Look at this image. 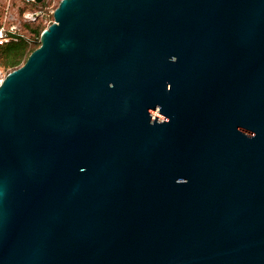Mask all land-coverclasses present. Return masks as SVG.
<instances>
[{
    "label": "water",
    "instance_id": "water-1",
    "mask_svg": "<svg viewBox=\"0 0 264 264\" xmlns=\"http://www.w3.org/2000/svg\"><path fill=\"white\" fill-rule=\"evenodd\" d=\"M52 18L0 81V264H264V0Z\"/></svg>",
    "mask_w": 264,
    "mask_h": 264
},
{
    "label": "rangeland",
    "instance_id": "rangeland-1",
    "mask_svg": "<svg viewBox=\"0 0 264 264\" xmlns=\"http://www.w3.org/2000/svg\"><path fill=\"white\" fill-rule=\"evenodd\" d=\"M60 0H47L40 8L36 5L23 6L19 0H0V24L5 17L4 23L9 27H16L20 35L28 40L29 45H33L32 49L38 47L39 36L30 34L29 30L24 26V14H36V20L30 24H41L42 31L52 22L51 12L57 7ZM40 10V11H39ZM28 55V54H27ZM26 55V57H27ZM0 81L12 70L21 66L24 59L16 67L4 66L2 63L3 56L0 57ZM25 58V57H24Z\"/></svg>",
    "mask_w": 264,
    "mask_h": 264
},
{
    "label": "trees",
    "instance_id": "trees-1",
    "mask_svg": "<svg viewBox=\"0 0 264 264\" xmlns=\"http://www.w3.org/2000/svg\"><path fill=\"white\" fill-rule=\"evenodd\" d=\"M24 26L29 30L30 34H34V36H39L43 29L41 24L32 23V24H25ZM32 46L33 45H29L28 42L24 40H19L17 42H11L3 46H0V57L3 56L2 63L4 64V66H10V67L18 66L23 59L25 62L29 54L33 51Z\"/></svg>",
    "mask_w": 264,
    "mask_h": 264
},
{
    "label": "built area",
    "instance_id": "built-area-1",
    "mask_svg": "<svg viewBox=\"0 0 264 264\" xmlns=\"http://www.w3.org/2000/svg\"><path fill=\"white\" fill-rule=\"evenodd\" d=\"M19 1L22 2L23 6L36 5V6H39L38 8H40L41 6H43L44 3L47 2V0H42L41 3H36L35 0H19ZM53 11L51 12V14H53ZM23 16H24V20H23L24 25L30 24L31 22L36 20V14L27 13V14H24ZM4 20H5V17L0 24V46H3L11 42H17L19 40H24L28 42V40H26L25 37L19 34L18 29L16 27L6 26V24L4 23ZM39 41H40V35H39Z\"/></svg>",
    "mask_w": 264,
    "mask_h": 264
}]
</instances>
